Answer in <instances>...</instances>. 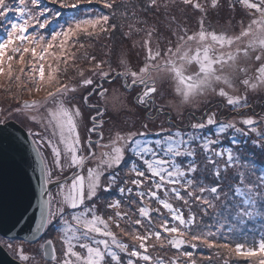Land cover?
<instances>
[{"label":"snow or ice","instance_id":"6c2138e0","mask_svg":"<svg viewBox=\"0 0 264 264\" xmlns=\"http://www.w3.org/2000/svg\"><path fill=\"white\" fill-rule=\"evenodd\" d=\"M224 8L240 19L217 31ZM257 92L264 0H0V128L32 125L43 177L40 247L11 232L0 247L21 264H264V164L237 139L264 155V115L213 110ZM129 103L145 116L114 123ZM173 104L192 110L186 127Z\"/></svg>","mask_w":264,"mask_h":264},{"label":"water","instance_id":"95a60500","mask_svg":"<svg viewBox=\"0 0 264 264\" xmlns=\"http://www.w3.org/2000/svg\"><path fill=\"white\" fill-rule=\"evenodd\" d=\"M31 141L27 129L16 121L0 128V236L11 232L9 239L17 237V241L26 242L33 239L32 233L39 224L37 209L43 183L40 160ZM49 187L53 189L55 185ZM0 264L21 262L0 247Z\"/></svg>","mask_w":264,"mask_h":264},{"label":"rangeland","instance_id":"374dc122","mask_svg":"<svg viewBox=\"0 0 264 264\" xmlns=\"http://www.w3.org/2000/svg\"><path fill=\"white\" fill-rule=\"evenodd\" d=\"M92 7L93 8H99L100 6L94 5ZM105 11H107V10H105ZM176 15L178 17H181L184 20V22L186 24H188L190 27L195 28V26H196L195 14H193L191 12H188V13L177 12ZM230 16L234 17V19L229 20ZM239 19H240V13L238 10H237V12L232 13V12H229L227 8H224V9H221L220 12L216 13L214 16L211 17V24L217 31H219V30H222L226 27L231 28V25L235 24ZM104 43H107V41H105ZM135 59H136L135 54H133L132 55L133 62H135ZM105 86L107 87V85H105ZM116 86L119 87V85H116ZM120 91L124 96L127 97V99L129 101H131L133 99L132 96H129L127 93H124L123 89H121ZM240 91H243V90L240 89ZM166 97H167V101L171 102L172 97H171L170 90L168 93H166ZM24 98L27 99L28 97L25 96ZM248 100H249L251 107H249L247 109L240 110L239 112H236V113L229 112L228 108H225V107H221L220 109H216L215 105H213V110L217 111V116L219 118L218 120L224 121V122H227L230 117L239 116L241 114L251 115V114L255 113V114H259V115H264V92L248 93ZM4 103H7V101H6L5 97L3 96V94L0 93V104H4ZM128 109H129V111L126 115L117 117L115 120H113V122L115 123V122H118V121L123 119V120L129 121L130 123H138L139 119L145 116V113L141 112L139 109L134 107L131 103L128 104ZM202 110H203V105H201L200 108L195 110V114L197 116H199L200 111H202ZM190 111H192V110L187 109V108H178L177 106H175L173 104V106L169 109V114H170L171 119L176 123L177 127L183 128V127L187 126V120L189 118ZM180 113H183V117H184L183 119H181L179 117ZM147 115L151 119L156 121L155 124H150V129H149L150 132L154 133V132L158 131L160 121L156 120L155 116L152 113H148ZM186 116H187V119H186ZM105 119L106 120L111 119V117L106 115ZM13 121H16L17 123L22 125L24 128H26L28 131L30 128H32V125L29 124V122L24 120L23 118H20L18 120H13ZM85 123H87V121H85ZM81 134H82V136L84 134L83 128H81ZM105 135L107 136V126H106ZM237 139L242 141V143L239 145L241 152H244L246 155L252 157V152L255 151V156L252 158H254L258 162V164H264V155H261L259 149L253 150V146L250 143V139H251L250 137H241V136L237 135ZM244 141H249V142L244 143ZM229 143H230V139L224 140L225 146H228ZM52 191H53V194H55V189ZM113 195H115V193H113ZM49 238H51V235L49 236ZM19 243H22V246L24 247L25 251L30 252V253H34L40 247L37 244H30V243L24 242V241H17V244H19ZM54 243H56L57 252H59L60 245L58 243V240L54 241ZM14 247H15V245H14ZM5 249L9 252V254L13 258L18 260L13 255V253L11 251H9L7 248H5ZM41 264H44L43 260H41Z\"/></svg>","mask_w":264,"mask_h":264},{"label":"bare ground","instance_id":"6f19581e","mask_svg":"<svg viewBox=\"0 0 264 264\" xmlns=\"http://www.w3.org/2000/svg\"><path fill=\"white\" fill-rule=\"evenodd\" d=\"M217 118H218V116H217ZM186 119H187V116H186ZM219 119V118H218ZM154 131V130H153ZM29 132V131H28ZM55 188H53L52 190H54ZM24 242H26V241H24Z\"/></svg>","mask_w":264,"mask_h":264},{"label":"trees","instance_id":"16d2710c","mask_svg":"<svg viewBox=\"0 0 264 264\" xmlns=\"http://www.w3.org/2000/svg\"><path fill=\"white\" fill-rule=\"evenodd\" d=\"M123 120V119H122ZM123 121H126V120H123ZM127 122H129V121H127Z\"/></svg>","mask_w":264,"mask_h":264}]
</instances>
